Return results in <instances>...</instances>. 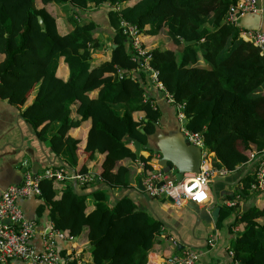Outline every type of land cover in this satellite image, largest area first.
Returning a JSON list of instances; mask_svg holds the SVG:
<instances>
[{"label":"trees","instance_id":"1","mask_svg":"<svg viewBox=\"0 0 264 264\" xmlns=\"http://www.w3.org/2000/svg\"><path fill=\"white\" fill-rule=\"evenodd\" d=\"M236 2L0 0V53L4 55L1 97L22 106L36 88L35 98L22 116L40 139L51 132L52 150L66 156L74 169L80 139L70 130L85 121L90 123L84 163L101 155L97 171L103 185L89 193L79 192L70 184L44 177L38 196L50 208L56 230L77 237L88 229L94 264H147L163 226L152 212L138 209L129 194L113 206L108 203L106 189L133 188L142 175L154 172L149 164L152 156L136 153L127 138L139 140L141 150H148L147 134L155 130L161 115L159 109L143 101V82H149L144 71L137 77L120 78L116 74V67L127 74L138 65L123 33V20L137 25L142 37L167 35L173 46L147 48L150 63L176 101L183 103L186 127L203 132L208 153H215L211 157L214 166L235 170L240 165L246 169L251 153L264 155V55L241 37L240 27L227 22L229 8ZM105 3L119 6L109 12L116 46L104 44L96 36L95 22L81 24L74 17L77 8ZM60 6L75 25L68 34L58 31ZM106 48L104 55L93 57ZM61 57L69 69L66 80L57 74ZM140 112L141 117L137 115ZM53 124L56 130H52ZM137 159L144 162L141 173L134 165ZM122 160L130 163L123 164ZM254 180L250 170L241 179L244 196L259 198V203L253 202L235 218L241 230L229 249L237 264H264V188L253 190ZM89 198L94 209L87 212ZM234 211L235 207L223 204L217 227H222ZM71 255L69 264H78Z\"/></svg>","mask_w":264,"mask_h":264},{"label":"crops","instance_id":"2","mask_svg":"<svg viewBox=\"0 0 264 264\" xmlns=\"http://www.w3.org/2000/svg\"><path fill=\"white\" fill-rule=\"evenodd\" d=\"M132 4V3H131ZM40 3L39 6H42ZM73 8V7H72ZM117 9L116 7L105 3L100 6H93L90 4L88 9H75V19L81 24L95 22L96 36L100 38L105 44H112L115 36V30L109 21L110 10ZM61 16L58 18L57 27L60 34H68L74 28V23L65 17L62 6H60ZM67 14V13H66ZM161 33L154 36H145L143 41L146 48H152L162 44ZM165 43V45H169ZM170 47V48H171ZM105 50L95 52L94 58H99L104 55ZM4 60V55L0 53V66ZM200 62L202 59L200 58ZM57 74L63 79L69 76V69L64 61V57L60 58ZM146 92L153 98L158 105L161 112L159 120L156 122L155 130L147 134L148 150H141L140 153L144 156H152L149 164L155 170H160L163 173L174 177L176 179L180 168L183 170V178H189L195 175L199 160V150L193 147L192 144L187 143L182 134V124L176 115V108L170 103L165 94L158 90L150 82H143ZM36 95V88L32 90L24 105H16L8 98H3L0 95V196L9 185L15 182L22 181L24 172L30 170L35 176L45 174L50 168H55L57 165L63 163L68 165L71 170L78 171L83 174H89L93 180L86 185H81L76 181H62L70 184L79 192H91L94 189L100 188L102 184L101 177L97 171L98 163L100 161V154H96L94 159L86 161V154L83 153L84 146L87 142V135L90 123L83 122L80 127L70 130V134L80 139V151L78 164L71 167L66 156L57 155L51 148L49 137L51 132L46 133L45 139L42 140L37 136L33 126L26 121L22 116L23 109L30 104ZM73 110L75 105H73ZM75 115V113H74ZM140 117L143 113H138ZM52 130H56V124L52 125ZM201 150V148H200ZM249 153V151H247ZM202 154V150H201ZM210 159L215 156L211 152ZM201 157V156H200ZM212 160V159H211ZM256 157L252 158L251 154L248 156V164L245 169L238 165L235 170H229L228 175L221 178H216L221 182L220 193L215 190L214 185L210 184L212 199L202 207H209L214 204L215 196L218 198V204L221 206L231 202L235 207V211L224 221L222 227H217L216 224H208L206 222H196V218L188 206L178 207L173 204L169 198L165 197H151L145 192L137 189V184L133 183V188L115 187L106 189L108 196V203L113 206L115 201L122 196L129 194L134 200L138 209H145L152 212L155 216L160 218L163 222L161 233L157 236L156 250L148 255V264H166L165 259L169 255L180 252L184 248L191 247L200 253V259L197 264H233L232 257L228 252L231 242L235 239L237 233L241 230L240 226L235 223V218L241 212L252 205L253 202L258 201L254 198H246L242 193L243 181H241L246 171H252L255 167ZM141 160L134 161L137 172L141 173L143 167L140 164ZM163 162L165 164H163ZM123 164H129L130 160H122ZM175 163V164H174ZM85 168L86 172H82ZM245 169V170H244ZM23 174V176H22ZM97 177L100 178L97 181ZM142 180L144 176L142 175ZM177 180V179H176ZM19 205L23 209L25 215L36 222L37 232L34 235L32 242L37 250L42 249L43 235L53 229V222L50 218V208L45 201L38 195H30L19 201ZM229 206V205H228ZM94 209V202L89 198L88 211ZM220 211V214H221ZM220 231L223 232L220 235ZM88 229L72 240L58 239V249L63 253H72L76 256L78 264L86 262V264H94L91 254V246L87 238ZM176 238L178 246L175 247L171 243L170 238ZM185 239H184V238ZM215 237V246H208V238ZM178 250V251H177ZM159 255V258L157 256ZM1 264V263H0ZM12 264H28L20 259L12 260Z\"/></svg>","mask_w":264,"mask_h":264},{"label":"built area","instance_id":"3","mask_svg":"<svg viewBox=\"0 0 264 264\" xmlns=\"http://www.w3.org/2000/svg\"><path fill=\"white\" fill-rule=\"evenodd\" d=\"M118 10L119 6L115 5ZM259 8V0H237L232 4L227 13L226 20L235 24L236 20L250 11H256ZM123 33L127 36L129 47L134 52V60L138 65L132 68L127 74L122 68L116 67V74L123 78L124 76L137 77L140 71H144L149 77V82L158 90L165 94L167 100L176 108V115L179 121L188 119L184 111V105L176 101L173 94L169 92L159 77L158 70L150 63L151 54L143 46L142 32L137 25H133L125 20L121 22ZM240 35L244 40L250 41L259 49V53L264 55V32L261 30H247L242 27ZM131 49V50H132ZM143 101L149 104L153 109H159L155 100L146 92L143 94ZM182 124V123H181ZM182 131L188 140L201 148V166L200 171L189 178L176 180L174 177L163 173L160 170H154L151 174L143 179L145 193L151 197L173 198V204L178 207L187 206L189 202L197 204L199 207L205 206L212 199L210 188L211 178H221L228 175L229 170L225 167H216L212 164L210 155L205 146L203 132L192 131L182 124ZM255 158V167L253 174L255 177L251 187L253 190H262L264 188V155L256 156L255 152L251 153ZM144 167V162H140ZM44 177L54 178L56 181H76L85 185L92 181L89 174H82L71 170L68 166L61 163L55 168H50L45 174L35 176L30 170L24 172L23 180L20 184H11L3 190L0 196V263L12 264V260L20 259L28 264H69L72 259V253L63 255L58 249L56 240H72L66 232L53 229L43 235L42 249L37 250L32 242L37 232V224L34 220L29 219L19 201L30 195H40V180ZM201 193V196H197ZM227 205H233L228 202ZM173 246H178L176 238H170ZM208 246H215L216 238L211 237L207 240ZM230 257L233 258V251L228 250ZM200 259V253L186 247L180 252H175L165 259L166 264H197ZM233 264H237L233 260Z\"/></svg>","mask_w":264,"mask_h":264},{"label":"water","instance_id":"4","mask_svg":"<svg viewBox=\"0 0 264 264\" xmlns=\"http://www.w3.org/2000/svg\"><path fill=\"white\" fill-rule=\"evenodd\" d=\"M42 21H43L42 17L39 16V22L42 23ZM235 25L238 27H242L244 29H247V30H261L262 32H264V0H259V8L256 11H250L244 15H241L236 20ZM113 46H116V45L114 44ZM180 123L187 124L188 119L180 121ZM142 131L144 132V129H142ZM182 134H183V136H186L183 131H182ZM184 138H185L187 143H189V144L191 143L187 137H184ZM127 139L129 141L133 142L135 152L140 153L141 147H142L141 142L139 140H136L133 138H127ZM192 146L196 147L199 150V160H198L196 168L193 169V171L199 172L200 166H201V157H200L201 156V150H200V147H198L194 144H192ZM163 164H165V163L163 162ZM182 172H183V170L180 168V172L177 173V177H176L177 180H182V178H183ZM22 176H23V174H22ZM96 180L99 181L100 178L97 177ZM21 182L18 181V182H15V184H20ZM137 189L141 192H145V186L143 184L142 178H140L138 180ZM215 198L216 199L214 200V204L211 206V208L199 207L197 204H194L191 202L188 203L187 206L193 212L197 223L206 222L208 224H213V223L217 224L219 217H220L221 206L218 204L219 202H218L217 196H215ZM169 199L171 201H173L172 197H169ZM82 264H86V262H83Z\"/></svg>","mask_w":264,"mask_h":264},{"label":"rangeland","instance_id":"5","mask_svg":"<svg viewBox=\"0 0 264 264\" xmlns=\"http://www.w3.org/2000/svg\"><path fill=\"white\" fill-rule=\"evenodd\" d=\"M161 38V40H163L162 41V44H165L166 42H168L169 41V39H168V37H167V35L165 34V33H161V35H160V37H159V39ZM171 43H169V45H170ZM68 166V165H67ZM69 167V166H68ZM217 179L216 178H211V180H210V184L211 185H214V187H215V190L218 192V194L220 193V185H221V182H218V181H216ZM92 182V181H91ZM80 183V182H79ZM86 185V184H85ZM223 234V232L222 231H220V235H222ZM184 238V237H183ZM185 239V238H184Z\"/></svg>","mask_w":264,"mask_h":264},{"label":"clouds","instance_id":"6","mask_svg":"<svg viewBox=\"0 0 264 264\" xmlns=\"http://www.w3.org/2000/svg\"><path fill=\"white\" fill-rule=\"evenodd\" d=\"M202 194L201 193H197V196L199 197V196H201Z\"/></svg>","mask_w":264,"mask_h":264}]
</instances>
